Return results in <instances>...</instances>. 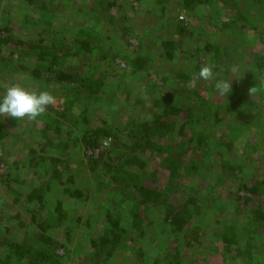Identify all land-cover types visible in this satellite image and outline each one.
<instances>
[{
    "label": "trees",
    "instance_id": "1",
    "mask_svg": "<svg viewBox=\"0 0 264 264\" xmlns=\"http://www.w3.org/2000/svg\"><path fill=\"white\" fill-rule=\"evenodd\" d=\"M4 1H21L27 9L11 18ZM171 1L0 0L5 10L0 16V64L5 63L12 78L23 76L20 84L55 97L34 120L0 117V145L8 137L14 150L17 138L25 144L23 158L8 156L7 147L0 149V162L8 166L0 176V264H264V113L257 115L259 108L264 112V52L249 57L244 45L252 32L263 40L264 0H233L232 8L224 0H176L186 18L177 17ZM134 4L146 5L148 17ZM156 5L161 6L157 12ZM201 5L206 7L199 14ZM143 21L145 27H140ZM172 22L179 23V43L184 32L201 37L210 25L239 43L223 46L210 39L217 32L200 43L197 51L207 52L208 59L194 65L212 68L213 78L207 80L195 68L178 71L176 80L165 74L163 80L164 75L150 70L153 54L138 51L128 72L135 82L124 86L126 97L119 98L132 101L130 121L123 125L119 113L128 116V111L115 100L121 84L116 58L128 46L124 41L136 34L145 50L150 30L162 32ZM20 24L32 34L18 33L14 26ZM162 47L161 57H178L173 39L163 40ZM183 54L190 60L194 52ZM5 78L0 76V95L7 89ZM230 80L227 96L219 95L217 83ZM168 84L177 85L161 94L148 88L160 90ZM213 95L227 100L228 111L211 100ZM257 116L262 119L257 121ZM212 125L227 131L212 136ZM124 126L132 130L124 132ZM56 133L59 143L52 136ZM100 149L109 152L99 154ZM74 152L83 163L72 172ZM185 158H196L205 171L215 173L212 181L201 179L194 186ZM84 159L89 160L85 171ZM98 165L102 171L84 185L79 179L83 171L97 172ZM227 181L233 190L223 194L221 186ZM133 188L137 194L131 204L125 191ZM93 190L105 193L98 210L84 226L71 224L68 208L92 198ZM10 204L16 205L15 214L4 209ZM157 210L163 217L159 226L150 221L157 229L152 233L145 226L149 212ZM208 212L215 216L213 223L205 217L198 221ZM92 219L101 225L96 233ZM62 226L75 228L76 243L57 239ZM130 243L132 255L125 252Z\"/></svg>",
    "mask_w": 264,
    "mask_h": 264
},
{
    "label": "rangeland",
    "instance_id": "2",
    "mask_svg": "<svg viewBox=\"0 0 264 264\" xmlns=\"http://www.w3.org/2000/svg\"><path fill=\"white\" fill-rule=\"evenodd\" d=\"M175 1H171L172 2L171 3L172 4L171 8L177 10V13H178L177 17L183 16V17L186 18L187 13L182 11L183 9L180 7V5H178V3H177L178 1L176 3H175ZM224 1L227 2L228 5H230L228 7L232 8V5H233L232 1L233 0H224ZM8 2H6V3H5V1L3 2V3H5L4 6H6V7H3V9H6V8L9 9L10 14L12 15L11 18L14 16L13 14L15 12H17L18 10H19L18 14H20L19 16H21V14L24 13V10L27 9L26 6L25 7L23 6V3L21 1L15 2V4H13V5L10 2L9 3ZM210 2L209 3L205 2V4L209 5ZM14 6H16V7H14ZM204 7H206V6L205 5L204 6L201 5L199 8H197L199 14L203 13L201 11H203ZM134 8H135V10L142 9L144 15L146 17H148L149 10H148L146 5L139 6L138 4H134ZM154 9H155V12H157L158 10L161 9V6L160 5L159 6L156 5ZM3 11H5V10L0 9V16H2V12ZM30 14L35 16V15L39 14V12L35 11V10H33V11L31 10ZM25 15H26V13H25ZM25 15H23L24 18H25ZM141 15L143 16V14H141ZM145 16H143V17H145ZM29 18H30V15L27 16L26 19L28 20ZM180 19H182V18H180ZM180 19L178 21H181ZM183 21H185V20H183ZM145 22L143 21L141 24L139 23V26L140 27H145L144 26ZM178 24L176 22H172V24L170 23V25L167 28H165L162 32H158V31L153 30V29L150 30L151 33L148 35L147 43L143 44L144 47L146 46L145 50L140 48V44H141L142 41H141L140 37L137 38L135 36L136 34H132V38H130V40L128 42L124 41L125 44H128V46L123 47L122 50H124V52L122 53L120 58L119 57L116 58V64L119 67L118 71L120 73L119 79H120L121 84H120V89L117 91V95H118L117 99L118 100H115V102H116V104L118 103V101L123 102V103H121V105L125 106V109H127V111H128V116H126L124 113H119V119L123 120L122 124H123L124 121L125 122L128 121V120L130 121V114L132 113V101L130 102V100H126L124 102L125 99H123L121 97V99L119 100V98H120V96L122 94L124 86H127V85H129V83H131L130 87H132V83L135 82V79H133V77H132V72L131 73H128V72L132 69V65L130 66L129 62L134 61L133 59H135L138 56L136 54V53H138V51L142 50L146 55H152L153 54V57H154L152 59L153 60V65L150 67V70H152L154 73H160L161 76L164 75L163 76V80H166L167 77H168V75H165V74H173V78L176 80V79H178L177 78V72L178 71H180V73H181V71L185 72V70L193 69V68H195L196 70H200L199 66H195L194 64H199L200 62H204L205 60L208 59V56L206 54L207 52H205V51H197V49H198V47L201 48V46H202V45H200L201 42H205L207 39L209 40V38H208L209 35L211 36V34L217 32V34L213 35L214 37H211L210 39H212V40L217 39L218 42H221V44L223 46H225L226 44H230L229 46H232V44L236 43L237 41L239 43V40L237 38H234L231 35H226L225 34V35L222 36L220 30L216 29V31H215L214 26H212V25H210V27H208L207 31L205 33H203V35L201 37H198L196 34L190 35L189 33L187 34L186 32H184L186 36L182 35L181 36L182 37L181 38L182 42L179 43V37H178V33H177L178 29L176 28V27H178ZM250 28L251 29H249V30H255L253 28V26H250ZM14 29L20 34H21V32H22V34L25 32V27L22 24L14 26ZM259 31H263V26L262 25L259 26ZM32 32H33V30L31 29V30H29V32H25V33L28 35L29 33L32 34ZM257 34H259V33H257ZM217 35H219V37H217ZM254 35H255V32H252L251 35L249 36V40L246 38V40H248V41H245V43H244L245 50L250 53L249 57L253 56V54L255 52L256 53H258V52L259 53H263L264 52V46H263L264 45V37H261V39H263V40H259V39L257 40V37H254ZM168 39H171V40L173 39L174 41H176V44H177L176 48H177L178 57L176 59L172 60V61L169 59V57L163 58V57L160 56L161 53L165 54V52L163 51L162 42H163V40L166 41ZM115 46H117V45H115ZM261 47H262V49H261ZM188 52H190L191 54L194 52L193 56L191 55L192 56L191 57L192 60L191 59L190 60L185 59L184 56H189V55H185L183 53H188ZM16 56L19 57V55H16ZM201 64H203V63H201ZM200 66L203 67V65H200ZM8 71L9 70H7V67H6L5 63H3V65L0 64V76L7 77V78H5L6 81H4V84H5V86H7V88L10 87L12 84H17V83L20 84V83H22V81H20V80H24L23 76L20 75V76H15L14 78H12L13 75H10L8 73ZM157 71H159V72H157ZM124 73H126L127 76H128V74H130L131 77L130 76L129 77H125V75H123ZM257 74H261V73L258 72ZM121 75H123V76H121ZM175 75H176V78H175ZM152 77H156V75L155 76L152 75ZM193 79L196 81L197 84L199 83V81L196 78H193ZM15 81H17V83ZM159 84H161V81H159ZM175 85H177V84H168V85H165L164 87H162V89H160V90H158L157 88H155L153 86H151V87L149 86L148 88H151L152 92H153V90H155L159 94H161L162 92H168V91L173 90ZM130 93H132V91H130ZM125 95L126 94H122V96H124V98L126 97ZM156 96H159V95L156 94ZM211 100L215 101L216 104H219L220 107H222V110L224 112H225V110L228 111L227 109H229L228 108L229 107V103H227L226 99L220 98L218 96L213 95ZM144 101H146V100H144ZM258 110L259 111H258L257 115L260 114V111H261V115H262V113H264L261 108H259ZM239 113L242 116H245V112H239ZM185 116L186 115H184L183 118H185ZM211 116L212 117L213 116L216 117V115H211ZM256 119H257V121H259L262 118H261V116H257ZM116 122H118V120H115V123ZM216 123H218V122H216ZM196 128H198V127H196ZM215 128H216L215 125H212L209 128L210 129V131H209L210 135L215 136V137H217L219 135H222L223 133H225V131H227V128L223 127V126L221 128H219V130L218 129L216 130ZM124 129H125V126H124ZM130 130H132V127L129 128V129H125L124 132H130ZM80 135H82V134H80ZM52 136L54 137L55 141L58 142L60 140L59 134L56 133V134H53ZM126 137H127V139L129 138V141H132V136H126ZM35 138H37V137L34 136V139ZM21 139L22 138H17L16 139V142H15L16 149L14 150L15 146H13V141H12L11 138L8 137L7 140L3 142L4 146L0 145V149H2V147H5V148L7 147V148H9V151L7 152L8 156H10V157L11 156H13V157L16 156L18 158H20V157L23 158V156L25 155L24 154V150H23L25 144H24V141H22ZM36 141H37V139L34 140V142H32V143H35ZM109 141H110V138L107 139L104 142V144L106 143L107 146H108ZM70 144H71V142H70ZM111 147H112V144H111L110 147H108V149L110 150ZM108 149H103V151H102V149H100V150L97 151V153L100 154V152L103 153L105 151V154H106V153L109 152V151H106ZM12 151H14V152H12ZM90 152L91 151L89 150L87 152V154H90ZM74 153L75 154L71 153V157H70L71 163L69 164V167L70 168L72 167V172H75V170L77 168H79L82 165V163H83V160L80 159V156L76 152H74ZM186 160L187 161H190V160L185 158L184 166L186 165L187 168H188L187 173H191L192 174V176H189V177L192 180V184L194 186L196 185L197 182L201 181V179L206 180V182H211L212 181V175L215 174V173H213V172L211 173L209 170L205 171V169H203V167H205V166L204 165H198L196 158L193 159V162L190 161L191 163L190 162H186ZM45 161H50V160H45ZM84 161H85L86 168H83V170L85 171L86 169L87 170L89 169V165H88V161L89 160L88 159H84ZM191 166H193L194 168H191ZM49 167H51V164L48 165L46 168H49ZM96 168H97L96 169L97 172H94V173L90 172V173L85 174L84 171H83V174L79 177V179L83 182L84 185H86L87 180H90L89 178L96 177V175H99V173L102 171V166L101 165H98ZM7 169H8V166L5 163L0 162V176L2 174H4ZM122 171L124 172V170H122ZM63 172H65L64 173V177L68 176L66 171H63ZM39 173H40V171H39ZM214 176L216 177V175H214ZM40 177H41V175H40ZM159 177L162 179L163 178V173H159ZM63 179H65V178H63ZM213 179H215V178H213ZM150 182H152V181L150 180ZM231 183L232 182H230V181L223 182V184L221 186L222 187L221 188V192L223 194H226L228 192L227 190H233L232 189L233 183L232 184ZM133 190H134V188L132 190L131 189H126V191H125V193H127L126 197L130 196L131 204H132V198H135V194H137L135 192V190L134 191ZM92 192H93L92 195H94L92 198L88 199L87 201H86V199H80L79 203H77L76 206H74V208H68L69 211L71 212V214L69 216V218H70L69 222L71 224H72V222H74L78 226L82 225L83 223H85L84 222L85 220L89 219L88 215L90 213L93 214L95 211L98 210V206L100 204V199H101L102 195H104L105 193L102 194L101 191H100V193L97 194V192L94 191V190ZM203 194L206 196V192H204ZM107 197H109V196H107ZM112 203H115V201H112ZM120 206H121L120 208H125V206L123 204H120ZM12 207H13L12 204H10L8 206V208H4V209H6V211H8V212L10 211L13 214H15L17 212L16 209H15L16 205H14L13 208ZM0 210H2V208H0ZM6 211H3V214H8V212L6 213ZM46 211H48V209H46ZM205 214L206 215L200 214V216L198 217V221H200L201 217H203V219L201 218V220H204V217H205V219H209L213 223L212 220L215 218L214 214H211L210 212H208V214L207 213H205ZM161 217H163V211L162 210H157L155 213L149 212V220H147V222H146L147 225L145 226V228L147 230L151 229L152 233L156 232V230H157L156 226L155 225H151L150 221H152L154 224L159 226V225H161V222L158 223L159 222L158 219H160ZM71 220H73V221H71ZM11 222H12V225L17 224V222L14 221V220H12ZM91 223H92V227L91 228H94L92 230V233H96L95 230L96 229L99 230L101 228V225L98 226V224H96V223H98V221L97 220H93V219L91 220ZM122 223L126 224V222H124V221ZM83 226H84V224H83ZM69 229L70 228H66L65 226H62L60 229H58L56 231L57 235H59L57 239L66 241V243L69 242V240L71 239L73 242L76 243L77 241H76V238L74 237V235L78 236L79 233L77 231H75V228L74 229L72 228L71 230H69ZM17 240H18V238H17ZM82 242H83V240H82ZM85 242H90L89 238L85 239ZM69 245H70V242H69ZM125 248H126L125 252L127 254H129V255H132L131 243L129 244V247H125ZM58 252L60 254H65L63 248H59ZM81 255L82 254H80V256ZM210 256H212V255H210ZM70 264H80V262L77 263V262L72 260V261H70Z\"/></svg>",
    "mask_w": 264,
    "mask_h": 264
},
{
    "label": "clouds",
    "instance_id": "3",
    "mask_svg": "<svg viewBox=\"0 0 264 264\" xmlns=\"http://www.w3.org/2000/svg\"><path fill=\"white\" fill-rule=\"evenodd\" d=\"M236 71L237 69L233 67L232 72ZM199 77L205 80L213 78L212 68L210 66L202 67ZM233 78L237 77L233 76ZM231 80L217 83L216 89L219 95L227 96L228 90L231 88ZM54 102L55 97L50 91L32 90L22 84H12L4 91L3 95H0V117L10 116L15 120L27 117L34 120L43 115L47 106Z\"/></svg>",
    "mask_w": 264,
    "mask_h": 264
}]
</instances>
